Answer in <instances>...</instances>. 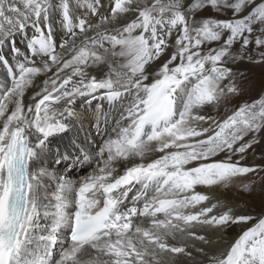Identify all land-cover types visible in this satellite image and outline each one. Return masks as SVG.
<instances>
[{
  "label": "snow or ice",
  "instance_id": "obj_1",
  "mask_svg": "<svg viewBox=\"0 0 264 264\" xmlns=\"http://www.w3.org/2000/svg\"><path fill=\"white\" fill-rule=\"evenodd\" d=\"M241 63L264 0H0V264H264Z\"/></svg>",
  "mask_w": 264,
  "mask_h": 264
},
{
  "label": "bare ground",
  "instance_id": "obj_2",
  "mask_svg": "<svg viewBox=\"0 0 264 264\" xmlns=\"http://www.w3.org/2000/svg\"><path fill=\"white\" fill-rule=\"evenodd\" d=\"M96 140L99 142L100 137H96ZM88 171H90L89 168L86 172L81 174V173H78L77 170H74L72 173H70V175L73 179H77L80 176L86 175ZM256 177L257 176L250 175L249 177H247L248 178L247 181L245 182L243 181L240 183L235 182L236 180H238V179H235L233 185L230 188L216 189L212 193V195L215 197H218L222 201L233 203L239 211L259 213L261 209L264 208V198L262 197L264 196V194L262 192H259V190H261L264 186L262 184V181L260 182L259 181L260 179L258 180L256 179ZM253 180L255 181V184L251 192H245L244 190L238 189V186H242L244 183H251V181ZM257 197H261V198H257ZM237 231L238 230L234 229L229 233V235L234 236ZM212 238L215 239L214 236ZM165 264H173V261L171 260V258L165 257ZM175 264H192V262L188 260V258L186 257H178L177 260L175 261Z\"/></svg>",
  "mask_w": 264,
  "mask_h": 264
},
{
  "label": "rangeland",
  "instance_id": "obj_3",
  "mask_svg": "<svg viewBox=\"0 0 264 264\" xmlns=\"http://www.w3.org/2000/svg\"><path fill=\"white\" fill-rule=\"evenodd\" d=\"M235 71L238 73H242L245 79L242 81V86H243V96L241 97V101L245 99H250V98H256L260 94L264 93V66H255V65H250L247 63H241L238 66H235L234 68ZM264 154V145H260L256 147L255 154H249L248 157V163H256L259 164L261 163V155ZM88 170V167L85 166L83 169H77L78 173H84ZM264 175V174H262ZM235 182H245L247 181L248 178H236ZM256 179H260L259 181H262V184L264 186V181L261 179V177H256ZM239 185V184H237ZM241 185V184H240ZM239 190H243L242 186H238ZM259 192H262L264 194V187L259 190ZM255 193V192H254ZM258 194V193H256ZM264 198V196H262ZM261 198V197H257Z\"/></svg>",
  "mask_w": 264,
  "mask_h": 264
}]
</instances>
